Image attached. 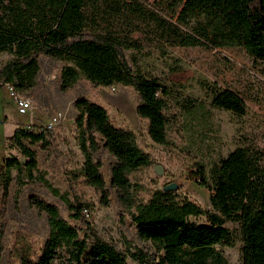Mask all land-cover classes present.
Instances as JSON below:
<instances>
[{
    "label": "trees",
    "instance_id": "16d2710c",
    "mask_svg": "<svg viewBox=\"0 0 264 264\" xmlns=\"http://www.w3.org/2000/svg\"><path fill=\"white\" fill-rule=\"evenodd\" d=\"M145 2L0 0V53L12 56L0 68V87L9 84L18 93L31 88L39 56L60 61L62 92L71 90L80 79L99 87L132 88L139 100L137 114L148 122L151 140L167 146L170 93L144 77L129 58L128 52L144 46L135 34L147 28L177 46L239 48L264 76V0H170L165 12L152 8L156 13L144 10ZM209 105L239 117L246 114L243 101L228 90L215 91ZM74 110L75 139L83 164L71 176L97 190L107 205L109 193L96 157L98 150H105L113 159L110 188L130 215L139 239L161 253L159 264H228L215 247L231 246L227 228L231 222L239 225L241 264H264V147L234 149L213 164L206 177L199 166V186L210 192V209L176 189H157L144 203L137 199L136 185L129 176L149 166L151 160L139 149L133 133L116 128L103 107L85 98L74 102ZM26 143L50 147L52 128L34 132L19 127L7 138L6 149L16 151L24 162L17 157L3 162L0 196L7 193L11 171L33 179L37 159ZM41 180L67 205L70 219H64L55 205L35 198L34 207L47 218V237L38 255L20 242L18 264H50L48 250L59 252L54 264H128L127 256L97 235L88 219L87 204L77 196L71 200L69 193H60L44 177ZM190 218H203V223L196 225ZM130 257L142 261L140 252Z\"/></svg>",
    "mask_w": 264,
    "mask_h": 264
},
{
    "label": "rangeland",
    "instance_id": "374dc122",
    "mask_svg": "<svg viewBox=\"0 0 264 264\" xmlns=\"http://www.w3.org/2000/svg\"><path fill=\"white\" fill-rule=\"evenodd\" d=\"M169 1L146 0L142 7L148 12H165ZM134 37L142 40L144 46L128 52L129 58L144 77L157 81L170 93L166 107L167 146L151 140L148 122L137 114L139 100L132 88L99 87L80 79L71 90L62 92L63 64L60 61L38 57L39 70L32 87L19 91L32 102L24 116L16 113L7 90L0 87V169L11 157L21 159L16 151L5 147L15 129L29 127L38 132L46 126L52 128L50 147L44 149L40 143H26L37 159L33 179L17 177L16 171H11L12 181L7 193L0 196V264H18L16 255L21 250L20 242L25 249L32 248L40 254L48 227L46 215L34 207L35 198L55 205L64 219H70L67 205L50 192L41 177L60 193H69L71 200L77 196L87 204L88 219L97 235L127 256L128 264H159L161 253H157L151 243L139 239L130 215L110 188L109 169L113 159L107 152L100 149L96 154L102 163L101 174L109 193L107 205L101 202L97 190L71 176L83 164L75 139L74 102L79 98L103 107L111 123L132 132L139 149L151 160L149 166L129 176L136 185L137 199L144 203L155 190L174 186L196 204L210 209V192L199 186V166L203 167L206 177L209 168L234 149L264 147V76L254 67L248 54L239 48L177 46L171 40L162 39L154 29L146 28ZM11 57L7 52L0 53V68ZM223 90L243 101L244 116L210 107L211 95ZM203 104L205 110L201 108ZM155 166L161 167V175L155 172ZM190 222L200 225L203 218H190ZM227 228L231 233V246H219L215 250L228 264H241L239 225L231 222ZM138 252L142 261L130 257ZM58 253V250H48L50 264L57 261Z\"/></svg>",
    "mask_w": 264,
    "mask_h": 264
},
{
    "label": "built area",
    "instance_id": "2783aa9c",
    "mask_svg": "<svg viewBox=\"0 0 264 264\" xmlns=\"http://www.w3.org/2000/svg\"><path fill=\"white\" fill-rule=\"evenodd\" d=\"M4 88L7 90L9 97L12 99L17 114L20 116L26 115L32 107V102L30 99L16 92L15 89L9 84H5Z\"/></svg>",
    "mask_w": 264,
    "mask_h": 264
},
{
    "label": "water",
    "instance_id": "95a60500",
    "mask_svg": "<svg viewBox=\"0 0 264 264\" xmlns=\"http://www.w3.org/2000/svg\"><path fill=\"white\" fill-rule=\"evenodd\" d=\"M20 162H24V159H20ZM154 169H155V172H156L158 175H161V174H162V169H161L160 166H155ZM165 189L170 190V189H175V187H174V186H167V187H165Z\"/></svg>",
    "mask_w": 264,
    "mask_h": 264
},
{
    "label": "crops",
    "instance_id": "0c3cea01",
    "mask_svg": "<svg viewBox=\"0 0 264 264\" xmlns=\"http://www.w3.org/2000/svg\"><path fill=\"white\" fill-rule=\"evenodd\" d=\"M15 111H16V109H15ZM17 113V112H16Z\"/></svg>",
    "mask_w": 264,
    "mask_h": 264
}]
</instances>
